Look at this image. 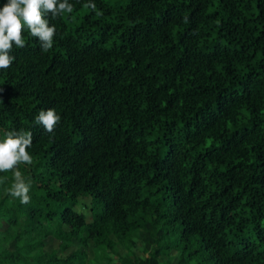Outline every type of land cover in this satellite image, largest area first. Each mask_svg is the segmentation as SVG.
Wrapping results in <instances>:
<instances>
[{
  "label": "trees",
  "instance_id": "16d2710c",
  "mask_svg": "<svg viewBox=\"0 0 264 264\" xmlns=\"http://www.w3.org/2000/svg\"><path fill=\"white\" fill-rule=\"evenodd\" d=\"M70 2L0 70V140L33 135L0 264H264V0Z\"/></svg>",
  "mask_w": 264,
  "mask_h": 264
},
{
  "label": "clouds",
  "instance_id": "9594fccd",
  "mask_svg": "<svg viewBox=\"0 0 264 264\" xmlns=\"http://www.w3.org/2000/svg\"><path fill=\"white\" fill-rule=\"evenodd\" d=\"M96 11L94 0H88L84 5ZM74 10L70 0H6L0 7V70L8 69L15 61L11 55L13 47H26L24 39L25 27L32 37L38 38L42 52L53 48L57 29L50 24L49 15L53 19L64 13L71 14ZM61 121V116L54 108L41 109L33 120L34 126H42L45 132L54 133ZM33 146L31 131L23 129L7 131L0 140V173L12 172L13 183L8 194L19 199L21 204L31 200V180L26 179L19 170L20 164L31 165L33 157L29 149Z\"/></svg>",
  "mask_w": 264,
  "mask_h": 264
},
{
  "label": "rangeland",
  "instance_id": "374dc122",
  "mask_svg": "<svg viewBox=\"0 0 264 264\" xmlns=\"http://www.w3.org/2000/svg\"><path fill=\"white\" fill-rule=\"evenodd\" d=\"M74 210H75L76 212H80V213L82 212V211H81V206H79V205L76 206V207L74 208ZM83 210H84V209H83ZM49 226H50V227H53L52 224H49ZM1 228L4 229V228H5V225L3 224ZM53 229H54V228H53ZM56 246H57L56 242H55L54 240L50 239V240H48V241L46 242L45 249H46V250L54 249ZM88 252L90 253V248H89V247H88ZM132 252L135 253L136 255L141 256V257H145V256H146V255L141 254V253H140L139 251H137L136 249H132ZM169 255H170V258H174V257L177 256V251L172 250V251H170ZM113 260L116 262V261H117V258H116L115 256H113Z\"/></svg>",
  "mask_w": 264,
  "mask_h": 264
}]
</instances>
